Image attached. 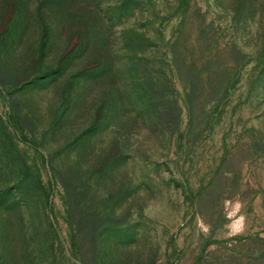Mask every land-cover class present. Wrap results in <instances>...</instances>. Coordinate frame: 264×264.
Returning a JSON list of instances; mask_svg holds the SVG:
<instances>
[{
	"label": "rangeland",
	"instance_id": "rangeland-1",
	"mask_svg": "<svg viewBox=\"0 0 264 264\" xmlns=\"http://www.w3.org/2000/svg\"><path fill=\"white\" fill-rule=\"evenodd\" d=\"M0 264H264V0H0Z\"/></svg>",
	"mask_w": 264,
	"mask_h": 264
}]
</instances>
